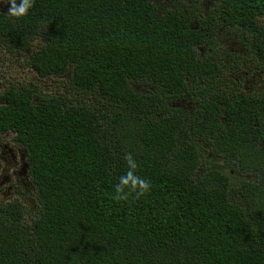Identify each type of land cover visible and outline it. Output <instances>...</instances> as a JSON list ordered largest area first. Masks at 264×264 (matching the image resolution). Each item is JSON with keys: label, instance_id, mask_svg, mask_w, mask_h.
Returning <instances> with one entry per match:
<instances>
[{"label": "trees", "instance_id": "1", "mask_svg": "<svg viewBox=\"0 0 264 264\" xmlns=\"http://www.w3.org/2000/svg\"><path fill=\"white\" fill-rule=\"evenodd\" d=\"M206 2H3L0 51L66 83L1 96L34 205L0 204V264H264V81L223 78L229 53L264 71V0ZM130 171L147 189L117 193Z\"/></svg>", "mask_w": 264, "mask_h": 264}, {"label": "flooded vegetation", "instance_id": "2", "mask_svg": "<svg viewBox=\"0 0 264 264\" xmlns=\"http://www.w3.org/2000/svg\"><path fill=\"white\" fill-rule=\"evenodd\" d=\"M203 8L208 11L207 5H204ZM258 21L261 27L264 28V16L258 17ZM229 41L233 46L236 45L234 38L229 39ZM247 54L248 59L229 53L223 78L234 80L232 89L236 90L237 86H240L246 93H252L260 80L264 81V71L256 70L260 65L255 61L257 59L256 55L251 50ZM6 58L5 54L0 51V63L4 62ZM0 80H4L1 72ZM4 83L6 84L5 81ZM219 83L223 84V80H220ZM16 85L21 88L24 83ZM6 89L5 85L0 86V109L4 104L1 96ZM15 136L10 130L0 131V204L18 200L24 208L30 210L34 205V193L29 165L24 150L16 143ZM209 166V163L204 165L206 168Z\"/></svg>", "mask_w": 264, "mask_h": 264}, {"label": "rangeland", "instance_id": "3", "mask_svg": "<svg viewBox=\"0 0 264 264\" xmlns=\"http://www.w3.org/2000/svg\"><path fill=\"white\" fill-rule=\"evenodd\" d=\"M212 0H207L205 5H208ZM3 2L0 3V9L2 6ZM0 72L2 73V77L4 80H0V86L5 85L6 87L9 86V84H27L28 82L32 83L34 86L37 87L38 91L43 93L48 91L49 94H53V92L56 90V85H63L66 83L65 78H55V77H49V78H40L37 77L32 71V68H30L29 65L23 62V57H18V58H13V61L4 60V62L0 63ZM6 82V84L4 83ZM61 95H67L64 94L63 91H60ZM76 94V90L73 89V91H70L68 93V96L70 97L71 95ZM77 97V94L73 96V98ZM208 151V150H207ZM210 153V154H209ZM209 155H216L212 151H209ZM206 164L209 163L214 164V166L218 167V165H226L223 164L222 160L218 156H210L209 159L205 162ZM210 166V167H214ZM228 168V164H227ZM240 177H246V178H252L249 176H244L242 174H238V178Z\"/></svg>", "mask_w": 264, "mask_h": 264}, {"label": "clouds", "instance_id": "4", "mask_svg": "<svg viewBox=\"0 0 264 264\" xmlns=\"http://www.w3.org/2000/svg\"><path fill=\"white\" fill-rule=\"evenodd\" d=\"M0 2H5V0H0ZM9 6L7 13L8 17L21 18L28 14L29 10L33 7L34 0H6ZM129 164L132 168H135V164L132 163L129 158ZM131 184L133 188L139 186L141 190H146L148 187V182L133 175L130 171L124 177L120 178V183L115 186L117 193L122 192L124 186Z\"/></svg>", "mask_w": 264, "mask_h": 264}]
</instances>
